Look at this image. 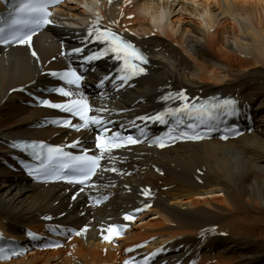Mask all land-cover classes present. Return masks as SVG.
<instances>
[{"label": "bare ground", "instance_id": "obj_1", "mask_svg": "<svg viewBox=\"0 0 264 264\" xmlns=\"http://www.w3.org/2000/svg\"><path fill=\"white\" fill-rule=\"evenodd\" d=\"M77 1L88 13H71L79 23L75 26L63 9L69 2L59 8L58 15L69 18L74 28L57 19L51 29L35 38V56L26 46L0 49V232L25 243L26 229L44 236L48 235L46 228L61 225L82 234L69 237L63 249L32 251L1 264H122L133 255L126 248L144 241L148 242L146 251L162 250L160 261L168 264H187L192 259H198L197 264H264V0ZM187 1L200 20L196 33L208 37L209 51L187 39L192 23L171 20L174 7L185 6ZM127 4L134 8L130 13L141 10V16L121 19ZM216 9L225 23L216 19ZM242 15L246 21L240 19ZM95 23L124 24L136 35L157 32L155 38L130 37L149 57L146 75L131 89L94 99L108 114H117L113 118L132 120L154 110L164 92L187 88L192 96L217 92L236 96L242 116L253 115V132L237 140L178 144L163 151L133 148L108 161V171L97 179L93 194L85 191L76 199L75 191L63 185L33 184L12 172L5 163H13L11 142L15 139L81 140L88 147V131L38 129L40 120L55 113L30 106L32 100L13 90L55 84L45 71L66 67L64 51L78 46L76 40L86 36L87 26ZM228 30L233 42L229 46L244 56L239 61L243 68L235 71L234 65L226 66L214 55L234 57L220 46L227 40L221 33ZM161 34L186 42L185 51L194 61ZM109 67L110 63L98 64L88 85L93 87L100 76L109 74ZM160 171L165 173L163 178L157 174ZM146 186L155 196L153 207L117 245L104 243L101 234L106 225L121 222L122 213L142 205ZM95 195L108 201L97 207L89 200ZM48 217L53 221L48 222Z\"/></svg>", "mask_w": 264, "mask_h": 264}, {"label": "snow or ice", "instance_id": "obj_2", "mask_svg": "<svg viewBox=\"0 0 264 264\" xmlns=\"http://www.w3.org/2000/svg\"><path fill=\"white\" fill-rule=\"evenodd\" d=\"M62 3V0H24L19 6L16 7V16L12 19L7 28L0 27V43H19L20 45H27L31 47L32 37L36 34L37 28H42L52 23L50 17L52 12L50 8H55ZM27 29V30H25ZM95 31L96 40L104 42L108 45L102 52L87 57L88 61L97 60L101 56L108 53H113L118 60L123 61V67L121 72L123 75L119 77L121 81L127 83L133 76L138 75L144 71L140 65L147 63L146 58L130 43L124 41L121 37L115 33L99 29L90 30L88 35L91 36ZM77 52L82 51L76 49ZM36 55L35 52L32 53ZM53 76H59L68 85L74 86L79 89L81 86L82 76L78 75L75 71H68L62 74L52 73ZM58 93L68 98L67 103H51L49 101H43L42 103L53 109H58L63 112L70 113L73 116H78L83 122L82 124L73 125L70 120L55 121L63 127H72L76 131L82 129H88L93 125L96 126V148L100 150L99 155H82L73 157L65 153L61 148H47V156L44 157L41 153L45 149L44 144H14L13 147L27 149H33L34 155L40 160L41 167L34 168L30 171V174H34L37 179L41 176L47 178L50 174L54 173L56 179H67L68 183H78L85 185L89 182L100 170L101 160L105 154H110L115 149L127 147L129 145H136L141 141L133 136L122 137L119 133H112L111 129L107 128L105 121L99 116L90 115L93 109L87 102V100L79 93L65 90L64 88L57 89ZM171 97H166L169 99ZM179 98L187 100V97L183 93L179 94ZM236 102L233 100H225L219 104H202L198 107L196 105H189L185 103L183 107L175 110H169L167 113L157 114L152 117H140L142 120L150 119L153 122L166 123V116H172L176 118L177 125L185 123L181 117L187 116L190 120L198 121V123H187L186 127L191 129V132H181L179 135H173L176 131L175 128L170 129L166 137L157 138L154 141L159 147L166 146V141H176L180 139L185 140H202L204 135L197 131L199 125H205L208 127L209 132L213 130L212 122L218 119L219 112L223 111L225 115H235ZM104 109H97L96 111H103ZM228 137L225 136L224 139ZM78 143V142H77ZM73 147L75 146L72 145ZM36 149H40L37 152ZM107 169H105L106 171ZM116 171V169H112ZM78 173V175H68V173ZM83 190V189H81ZM147 195V193H145ZM125 220H133L131 216H125ZM84 231H87L85 229ZM107 235L104 239L108 242L120 234V229L115 226H110L106 230ZM81 235L82 233H76ZM29 235H32L29 233ZM56 247H61L57 244ZM12 255H19V253H12ZM0 258L10 259L11 257L6 255L5 249H0ZM127 264V262H126ZM147 264V260L145 261Z\"/></svg>", "mask_w": 264, "mask_h": 264}, {"label": "rangeland", "instance_id": "obj_3", "mask_svg": "<svg viewBox=\"0 0 264 264\" xmlns=\"http://www.w3.org/2000/svg\"><path fill=\"white\" fill-rule=\"evenodd\" d=\"M191 6H192L191 5V2H188V1L185 2V6H183V5L177 6L176 5L174 7V9H173L174 11L172 13L171 20L174 21V22H178L179 21L181 23V25L188 24V23H192V25H193L192 28H191L192 31L189 32L186 35L188 37L187 39L190 40V41H193L195 43L196 42L199 43L202 47H204V49H206L207 51H209V48L207 46V43H208V39L207 38L208 37H205L206 35L205 36L204 35L201 36L200 34H197L196 33L195 28L197 29L199 27L200 20H199L198 16L196 15V13H194V9ZM129 8H130V10L127 11V13H130L132 10H134V8H132L131 6ZM63 9L66 12L65 14H67L69 16L72 15V14L81 13L84 10H85V12L88 11L87 8H85L84 5L81 4V3H79L77 0H72L71 2L68 3V6L67 5H64ZM191 11H192V13H191ZM141 12H142L141 10H136L135 13H130V14L126 15L125 19L128 20V21L129 20H133L134 19L133 16L134 15L141 16ZM86 13H88V12H86ZM215 15H216V19L218 21L222 20V23H225L224 19H222V17L220 16V13L217 11V9L215 10ZM71 17L72 16H70V19L68 18L69 21H75V24H74L75 26L77 24H79V23H77L76 18H71ZM60 18L61 19H58V20L62 21V23H64L65 26L70 27V28H74V27H72L73 24L71 25L69 23V21H68L67 18H65V17H60ZM240 19L243 20V21H246V15L240 16ZM65 22H67V23H65ZM78 22H80L81 25H83V24L86 25L87 24V23L86 24L83 23L82 21H78ZM58 23H60V22H58ZM232 28H233V26H231V25L228 26V29H231L232 30ZM211 30H210V32H211V34H213L214 28L211 29ZM225 32L224 33H221V35L223 37L226 36L227 40H225V42H224L225 44L224 43H220V46L221 47H224L225 51L234 54V57L227 58V57H224V56H220L219 54L218 55L217 54H214V53L213 54L216 57H218L224 65H226V66L234 65V68H233L234 71L235 70H239L240 68L242 69L243 67H240L239 61L241 59H244V56L242 54H240V53H234L233 49L229 46V45H232L233 44L232 40L229 38V35L227 33V32H229V30L228 31H225ZM156 33L157 32H153L151 35H144L143 33H139V34L137 33L138 34L137 37L138 38H146V39H148V38H155L156 37ZM161 36H162V38L168 40V43L172 44L175 48L179 49L184 54V56L186 58L190 59L191 61H194L193 58L190 56L189 51H185V49H187V43L186 42L179 43V42L174 41L176 39L175 37H168V36H165V35H162V34H161ZM215 46L216 47L219 46L217 39H216ZM52 61H53V58H52ZM208 74L210 75V73H208ZM216 83H219V82H216ZM11 174H13V173H11ZM157 174L161 178H163L165 176L164 175L165 173L162 174V172H159ZM13 175H15V174H13ZM160 189L162 191H164V192L167 190L166 187H160ZM152 216L153 215H151L150 217H152Z\"/></svg>", "mask_w": 264, "mask_h": 264}]
</instances>
